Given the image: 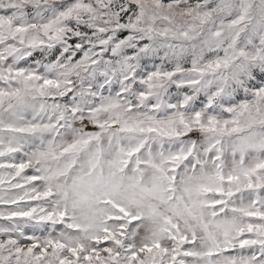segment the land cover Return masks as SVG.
<instances>
[{
    "label": "snow or ice",
    "instance_id": "snow-or-ice-1",
    "mask_svg": "<svg viewBox=\"0 0 264 264\" xmlns=\"http://www.w3.org/2000/svg\"><path fill=\"white\" fill-rule=\"evenodd\" d=\"M0 264H264V0H0Z\"/></svg>",
    "mask_w": 264,
    "mask_h": 264
}]
</instances>
